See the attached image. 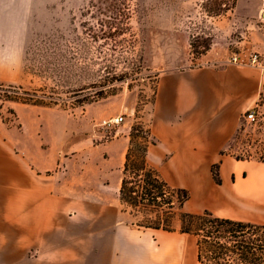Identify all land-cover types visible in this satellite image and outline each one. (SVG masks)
<instances>
[{
    "label": "crops",
    "instance_id": "crops-1",
    "mask_svg": "<svg viewBox=\"0 0 264 264\" xmlns=\"http://www.w3.org/2000/svg\"><path fill=\"white\" fill-rule=\"evenodd\" d=\"M14 2L28 4L0 0V21ZM263 90L264 59L160 70L147 162L170 186L189 190L184 211L264 224V161L228 151ZM16 110L20 125L0 117V245L11 261L195 264L193 234L140 226L120 198L131 128L99 142L59 111Z\"/></svg>",
    "mask_w": 264,
    "mask_h": 264
},
{
    "label": "rangeland",
    "instance_id": "rangeland-1",
    "mask_svg": "<svg viewBox=\"0 0 264 264\" xmlns=\"http://www.w3.org/2000/svg\"><path fill=\"white\" fill-rule=\"evenodd\" d=\"M261 2L28 0L27 6L16 2L6 5L0 21V83L31 87L53 84L52 76L42 78L25 71L26 47L44 37L80 35L87 40L95 33L96 38H90L95 61L93 74L85 79L91 83V89L111 87L114 93L81 107H46L6 101L1 108L8 121L4 123L20 125L16 107H22L59 111L65 116L68 127H82L86 134L96 133L99 142L114 138L117 129L128 131L137 122L149 127L161 69L222 63L234 55L240 62L249 64L255 53L264 59V22L259 20ZM219 3L223 10L212 12ZM206 45L209 48L200 53ZM105 63L110 64L108 69ZM78 79L73 77L70 84L75 85ZM62 95L74 97L71 93ZM119 114H123L125 120L114 129L106 131L97 125L104 118ZM104 134L107 138L101 139L100 135ZM228 151L242 158L264 159V114L256 124L241 122ZM127 207L134 213L136 222H145L144 211ZM147 215L155 217V213ZM179 225V217H176L171 228ZM9 253L10 247L0 245V264H33L27 260L13 262ZM195 264H199L197 255Z\"/></svg>",
    "mask_w": 264,
    "mask_h": 264
},
{
    "label": "trees",
    "instance_id": "trees-1",
    "mask_svg": "<svg viewBox=\"0 0 264 264\" xmlns=\"http://www.w3.org/2000/svg\"><path fill=\"white\" fill-rule=\"evenodd\" d=\"M222 10L219 3L211 11L220 13ZM91 37L96 38V34L87 40L80 35L44 37L28 45L25 50V60L28 61L25 71L42 78L52 76L53 84L31 87L0 83V115L3 121L8 122L1 112L6 101L46 107H81L113 94L111 87L91 89V83L85 79L92 76L95 64ZM208 48L206 45L200 53ZM104 66L108 69L110 64L105 63ZM73 77L79 78L75 85L70 84ZM63 92L71 93L74 97H64ZM154 142L149 127L140 122L132 126L120 198L132 210L144 211L145 222L137 224L175 230L171 228L172 222L179 217V230L197 237L199 264H264V224L221 217L210 210L201 213L184 211V204L190 198L189 190L170 186L158 170L147 162L148 147ZM212 172L216 182L221 183L219 164L213 165ZM149 213H155V217H149Z\"/></svg>",
    "mask_w": 264,
    "mask_h": 264
},
{
    "label": "built area",
    "instance_id": "built-area-1",
    "mask_svg": "<svg viewBox=\"0 0 264 264\" xmlns=\"http://www.w3.org/2000/svg\"><path fill=\"white\" fill-rule=\"evenodd\" d=\"M259 20L261 22H264V0H262L261 2V6L259 10ZM230 60L235 63L245 64L243 62H240L238 60V57L235 55ZM250 62L251 64H254V65H262V59H260L258 53H255L252 56ZM262 106H264V90L262 91L259 100L253 106L249 107L244 112L242 121L245 120L248 123H255V124L259 122V116L264 114L263 109H261ZM124 120H125L124 115L119 114V115L104 118L99 123H97V125L104 128L106 131H110L114 129L117 125L121 124ZM116 135H117V131L115 132L114 136ZM100 138L101 139L107 138V134L100 135Z\"/></svg>",
    "mask_w": 264,
    "mask_h": 264
}]
</instances>
